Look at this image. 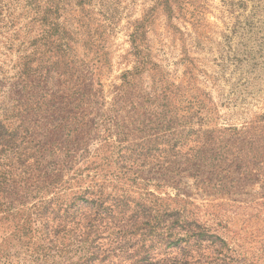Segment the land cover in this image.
Wrapping results in <instances>:
<instances>
[{"label": "rangeland", "instance_id": "374dc122", "mask_svg": "<svg viewBox=\"0 0 264 264\" xmlns=\"http://www.w3.org/2000/svg\"><path fill=\"white\" fill-rule=\"evenodd\" d=\"M100 183L128 201L71 206ZM148 200L264 264V0H0V264H131L69 231ZM164 238L127 255L170 264Z\"/></svg>", "mask_w": 264, "mask_h": 264}, {"label": "trees", "instance_id": "16d2710c", "mask_svg": "<svg viewBox=\"0 0 264 264\" xmlns=\"http://www.w3.org/2000/svg\"><path fill=\"white\" fill-rule=\"evenodd\" d=\"M157 137L159 136L156 135L155 138ZM172 164L173 163L171 162H164L162 164L156 165L166 172L175 171L180 177L181 170H176L175 166H173ZM186 165L192 168L198 166L197 163L194 162L193 164L186 163ZM96 176L104 175H102L101 171H96ZM190 178L197 179V177H194L193 175H190ZM156 181L165 186L169 184L168 187L172 185L176 186L175 184L177 183V181H170V183H168L167 181L159 179H156ZM53 182V179H50L49 181L45 180L44 184L51 185ZM30 185H33V182L30 183ZM99 187L102 189H98L97 191L82 192L79 193V195L77 193L71 194V206L75 204L73 202L79 200L78 198L86 197L87 199H84L85 205L83 206L85 209L88 205H92V209L94 208L95 210L94 213H97L98 216H103V214L106 212H108L107 215L111 216L112 212L110 211V209L105 208L104 204L106 202L109 201L114 203H124V201H128L129 196H127L125 193H122L123 190L112 187L111 193H107L106 188L108 187V185L100 183L97 188ZM119 191L120 194L118 193ZM137 194L141 197H146L148 195L152 196V194H146V192H142V190ZM140 199L143 200V198ZM156 199L163 201L162 199ZM147 202H149L147 206H145L146 204L144 202H141L139 207H134L131 210V213L128 216L129 221H126V216L124 214L122 216V220L126 222L122 224L118 223L113 227H109L108 225L103 227L101 225L90 223L82 228L84 233H79V235H76V232H72L73 230H70L69 232L75 234L76 237L80 236L79 238L81 239L78 240V244H81V242H85L92 233L98 234V231H100L101 229L105 230V232L112 230V233L106 235V238H111L109 247L110 250H108L107 256H110L109 254H119V258L129 259L131 261V264H143L142 262H146L145 258L141 261L138 260L136 262H133V258L129 257L133 252V248L135 249L137 247L138 241L141 243H144L145 240L154 242L155 240H158L160 238L162 239L164 237V240L166 243H168V245H180L181 247V255L175 253L170 264H217L218 259L214 256L213 253H211V250L214 249V253H218L219 251H221L220 247H218V244H220L221 247H226L225 242H223L220 237L210 233L209 228H207L205 225L199 224L195 220H187V217L181 214V209H169L168 207H166L165 209L167 210V212L166 217H164V212L158 213L156 207L153 205L154 200H148ZM80 205L81 204L77 205V207L81 208ZM135 238L138 241L135 240ZM194 248H200V253L203 252L204 254L195 253V250L193 252ZM127 252H130L128 253L129 256L127 255ZM191 252L193 253L192 255H190Z\"/></svg>", "mask_w": 264, "mask_h": 264}]
</instances>
